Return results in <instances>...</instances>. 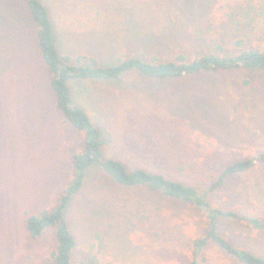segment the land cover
I'll return each mask as SVG.
<instances>
[{"label":"rangeland","instance_id":"obj_1","mask_svg":"<svg viewBox=\"0 0 264 264\" xmlns=\"http://www.w3.org/2000/svg\"><path fill=\"white\" fill-rule=\"evenodd\" d=\"M59 53L100 66L118 56L167 62L264 50V0H41ZM241 45V43L239 44ZM100 129L106 157L204 193L234 162L264 151V70L232 68L154 78L131 70L111 80H70ZM84 132L58 108L28 0H0V264H51L54 229L28 237L27 218L51 209L71 182ZM216 207L264 218V163L207 194ZM66 218L72 264H189L206 233L203 210L146 187L116 183L92 165ZM233 245L264 256V230L222 220ZM202 264H241L210 240Z\"/></svg>","mask_w":264,"mask_h":264},{"label":"trees","instance_id":"obj_2","mask_svg":"<svg viewBox=\"0 0 264 264\" xmlns=\"http://www.w3.org/2000/svg\"><path fill=\"white\" fill-rule=\"evenodd\" d=\"M28 6L37 23L39 44L43 59L49 68L57 106L74 127L84 132V144L73 156L71 182L51 209L31 214L27 218L28 237L32 241L38 240L47 231L54 229L56 248L52 254L51 264H72V253L77 243L69 227L66 210L74 195L82 188L87 172L94 164H99L107 175L122 186L146 187L153 191H162L166 196L192 203L204 211L208 226L206 233L194 240L193 258L189 264H202L205 261V258H200V253L210 240L241 264H264V256L233 245L220 231L222 220L242 222L254 230H264V218L216 207L207 198V194L219 189L231 177L250 170L257 163H264V151L226 165L204 193L193 185L170 179L159 172L144 168L130 170L123 161L105 156L101 131L89 112L76 103L69 84L70 80L116 79L131 70L154 78L232 68L264 70V50L244 46L242 41H237L235 50L229 54L211 52L198 55L191 60L178 57L174 61L167 62L145 61L140 57H127L121 52L117 64L112 66H100L94 57L86 54L79 55L76 63H72L68 56L59 53L53 22L46 5L41 0H28Z\"/></svg>","mask_w":264,"mask_h":264}]
</instances>
